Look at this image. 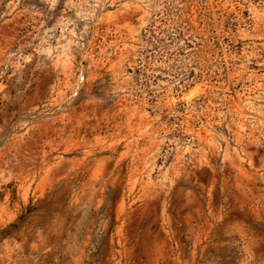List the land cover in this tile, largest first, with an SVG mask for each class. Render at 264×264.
I'll return each instance as SVG.
<instances>
[{"label": "rangeland", "instance_id": "1", "mask_svg": "<svg viewBox=\"0 0 264 264\" xmlns=\"http://www.w3.org/2000/svg\"><path fill=\"white\" fill-rule=\"evenodd\" d=\"M0 264H264V0H0Z\"/></svg>", "mask_w": 264, "mask_h": 264}]
</instances>
